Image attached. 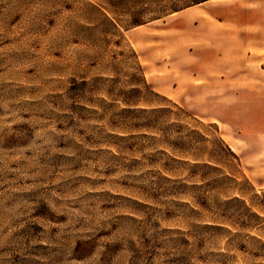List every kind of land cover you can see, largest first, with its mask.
<instances>
[{
  "label": "rangeland",
  "instance_id": "1",
  "mask_svg": "<svg viewBox=\"0 0 264 264\" xmlns=\"http://www.w3.org/2000/svg\"><path fill=\"white\" fill-rule=\"evenodd\" d=\"M191 1L0 0V264H264V0Z\"/></svg>",
  "mask_w": 264,
  "mask_h": 264
},
{
  "label": "crops",
  "instance_id": "2",
  "mask_svg": "<svg viewBox=\"0 0 264 264\" xmlns=\"http://www.w3.org/2000/svg\"><path fill=\"white\" fill-rule=\"evenodd\" d=\"M208 1H211V0H206V1H204V2H202V3H200V4H203V3H206V2H208ZM242 1H244L245 3H249V2H253V3H256V2H258L257 0H242ZM263 0H261V2H262ZM200 4H198V5H200ZM191 8V7H190ZM188 9V8H187ZM196 10H200L199 8L198 9H195V10H190V11H188V12H186V14L184 15V17L186 16V15H188L191 11H196ZM249 11H251V10H249ZM179 11H176V12H174V14L175 13H178ZM217 12V11H216ZM221 15L222 16H225V12L224 11H221ZM229 18L228 17H222V19H221V21H220V32H221V34H223V33H225L226 32V23L228 22L227 20H228ZM190 19H186V17L184 18V21H189ZM242 25L245 27V29L246 30H248L250 27H252V25H254V22H252V21H244L243 23H242ZM223 38H224V36H222ZM221 37V38H222ZM225 40L223 41L222 40V43H224L225 41H226V43H224L225 44V47L227 46V44H228V41L226 40L227 38L225 37L224 38ZM247 44V42H244V45H246Z\"/></svg>",
  "mask_w": 264,
  "mask_h": 264
},
{
  "label": "trees",
  "instance_id": "3",
  "mask_svg": "<svg viewBox=\"0 0 264 264\" xmlns=\"http://www.w3.org/2000/svg\"><path fill=\"white\" fill-rule=\"evenodd\" d=\"M202 1H206V0H192V1H191V4H193V3H194V4H195V3H200V2H202ZM191 4H187L186 6H189V5H191ZM179 9H181V8H175L174 11H177V10H179ZM130 104L132 105V104H134V103H130Z\"/></svg>",
  "mask_w": 264,
  "mask_h": 264
}]
</instances>
